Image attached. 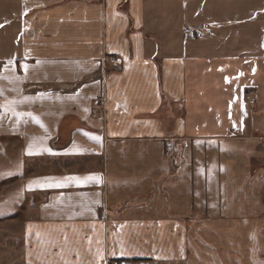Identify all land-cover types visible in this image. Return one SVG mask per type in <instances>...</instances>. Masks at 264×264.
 I'll list each match as a JSON object with an SVG mask.
<instances>
[{"label":"crops","instance_id":"1","mask_svg":"<svg viewBox=\"0 0 264 264\" xmlns=\"http://www.w3.org/2000/svg\"><path fill=\"white\" fill-rule=\"evenodd\" d=\"M257 131L264 0H0L22 264L196 263L209 222L264 220Z\"/></svg>","mask_w":264,"mask_h":264},{"label":"rangeland","instance_id":"2","mask_svg":"<svg viewBox=\"0 0 264 264\" xmlns=\"http://www.w3.org/2000/svg\"><path fill=\"white\" fill-rule=\"evenodd\" d=\"M113 70H118V68L113 67ZM248 90L246 89L244 94L246 97L251 98L254 90ZM166 107L168 106L160 105L159 114L166 112L164 109ZM174 108V111H179L181 105H174ZM69 126L65 127L63 122L60 126V135H63V132H61L63 130L61 129L65 128L67 131ZM257 132V148L258 151L264 153V132ZM4 141L2 138V146L4 145L5 150H8L11 143L7 137L4 138ZM8 161V158L1 157L0 168L4 167L1 162L7 163ZM255 163L257 168L263 167L261 169L262 186L257 190V197L264 203V155L258 156ZM0 186H2V188L0 187V195L4 197L8 194V181H4ZM21 220L9 219L7 215L0 218V264H22L23 233L21 232ZM258 221L253 222L243 219L239 223L209 222L208 237L206 238L207 244L205 245V249L202 248L204 253L194 258L196 262L194 264H201L200 259H203L202 264H264V220ZM124 262L125 264H132L126 263L125 260Z\"/></svg>","mask_w":264,"mask_h":264},{"label":"snow or ice","instance_id":"3","mask_svg":"<svg viewBox=\"0 0 264 264\" xmlns=\"http://www.w3.org/2000/svg\"><path fill=\"white\" fill-rule=\"evenodd\" d=\"M65 180H74L77 183H82V182H88V181H98L100 178L98 176H86L83 179L80 177H65ZM38 183V181H33L30 183L29 187H31V184Z\"/></svg>","mask_w":264,"mask_h":264},{"label":"built area","instance_id":"4","mask_svg":"<svg viewBox=\"0 0 264 264\" xmlns=\"http://www.w3.org/2000/svg\"><path fill=\"white\" fill-rule=\"evenodd\" d=\"M199 33V31H197ZM248 94H250V92H248ZM251 103L254 101L253 98H250L249 100ZM107 264H125L123 259H119V260H110L108 261Z\"/></svg>","mask_w":264,"mask_h":264}]
</instances>
